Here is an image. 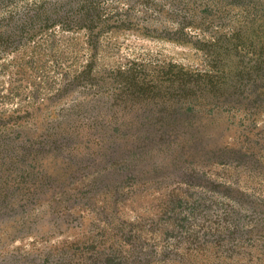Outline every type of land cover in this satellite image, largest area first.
I'll return each mask as SVG.
<instances>
[{
  "label": "rangeland",
  "instance_id": "obj_1",
  "mask_svg": "<svg viewBox=\"0 0 264 264\" xmlns=\"http://www.w3.org/2000/svg\"><path fill=\"white\" fill-rule=\"evenodd\" d=\"M263 60L264 0H0V264H264Z\"/></svg>",
  "mask_w": 264,
  "mask_h": 264
},
{
  "label": "trees",
  "instance_id": "obj_2",
  "mask_svg": "<svg viewBox=\"0 0 264 264\" xmlns=\"http://www.w3.org/2000/svg\"><path fill=\"white\" fill-rule=\"evenodd\" d=\"M35 17H36V15L35 14H32L31 13V11H29V12H27L26 13V16L22 19L23 20V22H22V24H24V25H31L32 24V22H34V20H35ZM262 65H264V60L261 62V66ZM247 75H251V72H247ZM236 93V92H235ZM237 93H238V95H245L246 94V90H241V89H239L238 91H237ZM236 93V94H237ZM229 94H230V92H229Z\"/></svg>",
  "mask_w": 264,
  "mask_h": 264
}]
</instances>
